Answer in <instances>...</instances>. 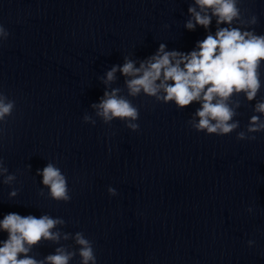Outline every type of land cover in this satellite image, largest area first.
<instances>
[{"label":"clouds","instance_id":"1","mask_svg":"<svg viewBox=\"0 0 264 264\" xmlns=\"http://www.w3.org/2000/svg\"><path fill=\"white\" fill-rule=\"evenodd\" d=\"M195 4L200 11L195 7L188 8L195 20V24L192 20L186 23L185 27L189 30H194L197 24L208 29L212 16L217 17V25H232L234 20L240 19L238 0H195ZM250 23L255 25L257 18L253 16ZM8 35V31L0 25V40L7 39ZM197 47L198 51L185 54L177 51L166 52L165 45L161 44L157 53L141 62L138 68L127 58L122 66H113L106 73L104 83L114 81L115 73L119 70L123 76L129 78L125 83L128 94L132 97L138 96L143 90L144 94L155 97L159 102H174L178 109H184L194 101L199 102L200 107L193 120L188 122L191 127L206 134H230L239 127V122L230 123L236 111L229 105V98L233 93L243 92L247 100L252 101L261 89L258 69L264 61V35L242 30L239 26L218 28L215 35H207L198 42ZM119 93V88L105 91L100 102L92 107L105 124L116 119L124 121L126 127L132 131H137L139 125L135 121L139 118V110ZM236 107H239V102ZM14 108L15 101L0 92V122L6 121ZM254 112L264 115V102L257 103ZM83 120L85 123L95 124L88 115ZM262 131L264 121L261 116L252 115L246 132L237 133V139L254 140L256 137L248 134ZM7 171L0 161V174ZM37 175L42 176V184L49 189L51 199L58 202L71 200L67 178L54 164L48 163L42 170H37ZM15 178L14 174L8 175L4 183L8 184ZM108 192L113 196L117 194L112 187L108 188ZM9 195L15 197L17 190L11 191ZM62 224V219H53L49 215L37 218L34 215L21 216L16 212L5 214L0 220V230L8 235L7 239L0 241V264H69L77 252L68 251L64 247H57L55 254H50L43 260L29 255L32 246L42 240L58 243L61 233L51 230ZM63 238L67 240L69 234H64ZM74 238L80 246L78 255L81 264H96L92 242L81 232H77ZM248 244L252 246L254 241L249 240Z\"/></svg>","mask_w":264,"mask_h":264}]
</instances>
